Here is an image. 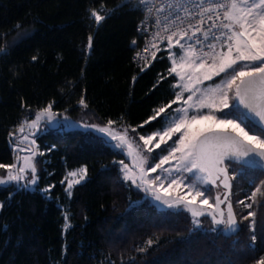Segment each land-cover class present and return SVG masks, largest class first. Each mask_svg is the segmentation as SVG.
Returning a JSON list of instances; mask_svg holds the SVG:
<instances>
[{
    "label": "trees",
    "instance_id": "1",
    "mask_svg": "<svg viewBox=\"0 0 264 264\" xmlns=\"http://www.w3.org/2000/svg\"><path fill=\"white\" fill-rule=\"evenodd\" d=\"M140 19L127 0H0V177L12 134L47 107L85 126L164 128L174 105L156 114L176 99L177 77L164 48L134 63ZM227 114L245 118L236 104ZM36 143L35 189L0 186V264H264L263 172L229 163L241 230L228 237L208 217L197 227L185 206L157 210L123 179L124 155L91 132L48 129ZM83 166L68 194L67 173Z\"/></svg>",
    "mask_w": 264,
    "mask_h": 264
},
{
    "label": "rangeland",
    "instance_id": "2",
    "mask_svg": "<svg viewBox=\"0 0 264 264\" xmlns=\"http://www.w3.org/2000/svg\"><path fill=\"white\" fill-rule=\"evenodd\" d=\"M230 18L235 40L228 49L197 58L179 41L174 40L164 47L172 64L171 73L177 77V97L156 114L167 113L174 105L162 130L138 135L112 123L93 126L112 137H126L134 149L135 164L144 171L145 180L151 188L161 193L162 204L189 199L199 210H214V193L206 175L196 165L195 145L203 133L219 128L237 132L246 138L252 134L258 146L264 147V135L251 132L243 116L227 114V110L236 104L240 80L247 73L264 67V0H240L233 7ZM60 120L69 124H85L66 115L61 117L51 107L37 111L32 120L23 121L12 134L17 135L13 144L15 159L5 175L0 177V186L14 184L18 189H35L39 182L36 167L39 150L36 137L28 131L35 132L42 121L55 124ZM48 129L46 124H42L40 134ZM113 147L124 155L120 161L123 179L138 187L137 172L130 167L127 152L119 143H113ZM162 148L165 152H157ZM18 152L21 156L19 172L16 173ZM87 177L84 166L68 172L65 178L67 193L70 194L72 188L83 183ZM221 190L219 196L222 195ZM146 194L143 193L144 199L154 201ZM194 223L201 227L198 218H194Z\"/></svg>",
    "mask_w": 264,
    "mask_h": 264
},
{
    "label": "water",
    "instance_id": "3",
    "mask_svg": "<svg viewBox=\"0 0 264 264\" xmlns=\"http://www.w3.org/2000/svg\"><path fill=\"white\" fill-rule=\"evenodd\" d=\"M236 105L252 124L264 131V67L258 71L247 73L240 80L236 91ZM42 124H46L50 130L63 128L65 131L91 132L105 140L108 144L119 143L128 154V163L137 174V184L143 187L145 193L154 197V205L159 211H168L172 208L185 206L190 215L195 218L208 217L215 225H220L227 216L228 227L224 234L228 237L235 236L241 230V225L231 201L233 182L227 164L233 163L242 167L257 169L264 173V147L256 146L239 133L214 128L202 134L195 145L197 168L207 176L212 186L218 184L224 188L223 197L216 202L215 211L198 210L194 203L188 199H179L168 204H162V195L159 191L151 188L144 180V171L135 164L134 149L129 145L126 137H112L108 132L100 131L93 126L82 124H69L66 120H60L55 124L42 121L35 132L28 131L33 137L40 134ZM25 131L22 133L24 134ZM17 135L12 136V141ZM21 152L17 153L16 173L19 172ZM226 202L225 211L223 204Z\"/></svg>",
    "mask_w": 264,
    "mask_h": 264
},
{
    "label": "built area",
    "instance_id": "4",
    "mask_svg": "<svg viewBox=\"0 0 264 264\" xmlns=\"http://www.w3.org/2000/svg\"><path fill=\"white\" fill-rule=\"evenodd\" d=\"M141 12L137 39L133 41L134 63L142 68L166 45L181 42L197 58L234 44L231 12L240 0H127ZM248 141L258 146L255 137Z\"/></svg>",
    "mask_w": 264,
    "mask_h": 264
},
{
    "label": "flooded vegetation",
    "instance_id": "5",
    "mask_svg": "<svg viewBox=\"0 0 264 264\" xmlns=\"http://www.w3.org/2000/svg\"><path fill=\"white\" fill-rule=\"evenodd\" d=\"M204 134V133H203ZM200 137V136H199ZM124 149V148H123ZM125 150V149H124ZM126 151V150H125ZM127 152V151H126ZM128 155V154H127ZM197 165V164H196ZM227 166H228V168H229V164H227ZM204 174V173H203ZM137 177H138V174H137ZM207 177V176H206ZM144 180H145V175H144ZM208 180V179H207ZM146 181V180H145ZM136 182H137V179H136ZM149 183V182H148ZM209 183V182H208ZM150 184V183H149ZM138 185V184H137ZM210 185V184H209ZM151 186V185H150ZM140 187V186H139ZM140 188H142L143 189V187H140ZM210 188H211V190L213 191V193H214V198H215V200H216V202L217 201H219L222 197H223V195H224V193H225V190H224V188H222L219 184L215 187V186H212V185H210ZM222 189V190H221ZM233 189V188H232ZM144 190V189H143ZM219 190H221L222 191V195L221 196H219ZM145 192V191H144ZM231 196H232V194H231ZM231 196L229 197V199H228V202L229 201H231L232 202V200H231ZM153 199H154V197H153ZM189 200V199H188ZM191 201V200H190ZM173 202V201H172ZM193 202V201H192ZM216 202H215V204H216ZM228 202H226L225 204H223V208H224V210L226 211L227 210V208H226V205H227V203ZM194 203V202H193ZM233 203V202H232ZM215 204H214V210H210V211H215ZM195 205V204H194ZM196 206V205H195ZM233 207H234V205H233ZM197 208V207H196ZM199 210V209H198ZM202 210H207V209H202ZM211 221V220H210ZM215 225V224H214ZM215 226H222V228L225 230V229H227V227H228V222H227V216H226V213H225V217H224V221H223V223L222 224H220V225H215ZM224 230H223V232H224Z\"/></svg>",
    "mask_w": 264,
    "mask_h": 264
},
{
    "label": "bare ground",
    "instance_id": "6",
    "mask_svg": "<svg viewBox=\"0 0 264 264\" xmlns=\"http://www.w3.org/2000/svg\"><path fill=\"white\" fill-rule=\"evenodd\" d=\"M239 221V220H238ZM240 223V222H239ZM241 225V224H240Z\"/></svg>",
    "mask_w": 264,
    "mask_h": 264
}]
</instances>
